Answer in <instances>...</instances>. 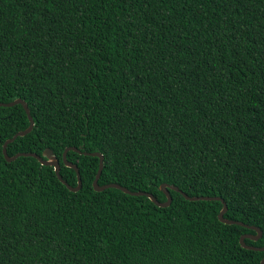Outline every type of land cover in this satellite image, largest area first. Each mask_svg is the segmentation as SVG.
Masks as SVG:
<instances>
[{
  "label": "trees",
  "instance_id": "1",
  "mask_svg": "<svg viewBox=\"0 0 264 264\" xmlns=\"http://www.w3.org/2000/svg\"><path fill=\"white\" fill-rule=\"evenodd\" d=\"M0 264H260L264 0H0ZM45 159V158H44Z\"/></svg>",
  "mask_w": 264,
  "mask_h": 264
},
{
  "label": "water",
  "instance_id": "2",
  "mask_svg": "<svg viewBox=\"0 0 264 264\" xmlns=\"http://www.w3.org/2000/svg\"><path fill=\"white\" fill-rule=\"evenodd\" d=\"M18 104L19 105H22V107H23V109H24V111H25V113L27 115V118L29 120V126L24 131L17 132L15 135H13L12 138H10L7 141H5V143L3 144V147H2V153H3V156H4L5 160L7 162H11V161H14L18 157H33L41 165L53 167V169L55 171V174H56L58 180L61 183H63L70 191H72V192L79 191L81 189L82 183H81V178H80V175H79L78 168L74 164H72L70 162H67V160H66V153L68 151H73V152H76V153L81 154V152L78 149H76V148H73V147L72 148H66L65 151L63 152V155H62V160H63L64 165L66 167H68V168L73 169L75 171V173H76V177H77V185H76V187H71V186L67 185L62 180V178H61V176L59 174V172H60L59 162L56 159V157L53 155L52 151L49 150V149H45V151L43 152V155L42 156H38V155L33 154V153H18L16 155L12 156V157L8 156V154H7V146H8V144L12 143L17 137H23V136L27 135L28 133H30V131L33 128V119H32V117L30 115V112H29V109H28L27 104L23 100L16 99V100H14V101H12L10 103H0V107H12V106L18 105ZM83 154L84 155H88V156H92V157H97L99 159L98 170H97L96 176H95V178L93 180V183H92L93 189L96 192H101V191H104L106 189L113 188V189L120 190L123 193L128 194V195H131V196H145L152 203H154L157 207H161V208H166V207H168L171 204L172 198H171V196L169 194L168 189L180 193L186 200H189V201H199V200H202V201H212V200L219 201V202L222 203V209H221V211L218 214V220L221 223L226 224V225H239V226H243L245 228H248V229H251V230L255 231V233H256V236H249L247 234L242 235L240 237V239H239L240 245L243 248L248 249V250H252V251H264V248L259 249V248L253 247V246L246 245L244 243V240L247 239V238L253 239V240H257L259 237H261V231H260V229L257 228V227H254V226H247V225H245V224H243L241 222H238V221H233V220L225 219L224 218V215H225V213L227 211V206H226V204L224 203V201L222 199H220L218 197H189L184 192L180 191L177 187L163 184V185L160 186L159 189L165 195L166 201L159 202L150 193H146V192H131L127 188L122 187V186H120L118 184H115V183H111V184H107V185L100 186L98 184V180L100 178V174H101L102 169H103V157H102V155L100 153H98V152H93V153L83 152ZM260 264H264V257L262 258Z\"/></svg>",
  "mask_w": 264,
  "mask_h": 264
}]
</instances>
